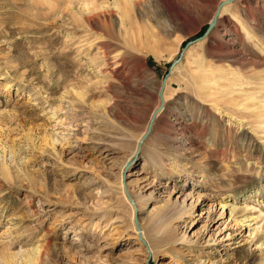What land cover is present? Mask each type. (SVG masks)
<instances>
[{
  "label": "rangeland",
  "instance_id": "rangeland-1",
  "mask_svg": "<svg viewBox=\"0 0 264 264\" xmlns=\"http://www.w3.org/2000/svg\"><path fill=\"white\" fill-rule=\"evenodd\" d=\"M127 1L0 0V264H264V0Z\"/></svg>",
  "mask_w": 264,
  "mask_h": 264
},
{
  "label": "bare ground",
  "instance_id": "bare-ground-1",
  "mask_svg": "<svg viewBox=\"0 0 264 264\" xmlns=\"http://www.w3.org/2000/svg\"><path fill=\"white\" fill-rule=\"evenodd\" d=\"M127 2H130L131 3V1L129 0V1H127ZM138 3V2H137ZM127 4V3H126ZM132 5V4H131ZM167 9L171 12V9H170V7L169 6H167ZM125 10V9H124ZM172 10H173V12L175 13V14H179L178 13V10H177V8H172ZM216 19H217V16L215 17V20H214V24H215V22H216ZM191 44V43H190ZM189 46V45H188ZM187 46V47H188ZM102 50H104V49H102ZM185 51V50H184ZM105 52V51H104ZM106 56V55H105ZM164 86H165V84H164ZM162 93H163V90H162ZM162 93L160 94V97H161V100L163 99L162 98ZM153 119V118H152ZM154 124V120H151L150 119V121H149V123H148V125H147V127H148V129L150 130V128H151V126ZM230 126V125H229ZM229 126H228V128H227V130L229 129ZM149 130H148V132H149ZM148 134V133H147ZM146 134V135H147ZM227 142L228 141H232L234 138L232 137V136H227ZM145 167H146V162H144L143 164H142V167L140 168V169H138V170H140L139 171V174H141V173H143V172H145L144 171V169H145ZM258 191L259 190H257L256 191V193H258ZM232 196V195H231ZM233 197H235V195H233ZM220 204H222V203H220ZM228 204V203H227ZM227 204H223L222 205V208L225 206V205H227ZM232 205V204H231ZM231 205H229L230 206V210H231V212H233V211H235L234 212V214H236V207H231ZM154 210H156V211H154ZM178 208L177 207H175V206H171V205H168L167 207H165V208H157V209H155V208H152V210H150V212H149V215H150V217H149V219H148V223H149V225L150 226H153L154 227V229L157 227V229H155V230H157V231H159L160 229H162V230H164V232H165V235H166V233H168V231L166 230L167 228H168V226H169V224L171 223V220H173V219H175L177 216H178ZM257 215H256V217H252V218H250L249 220H257V219H259V220H264V214L262 213V210L261 209H259L258 210V212L256 213ZM231 215V214H230ZM261 217V218H260ZM235 220H236V222H238V223H243V222H245L246 220L245 219H239V218H234ZM141 220V219H140ZM247 221H248V219H247ZM142 223H141V221H140V225H141ZM257 232V230H255L254 231V233H256ZM164 235V236H165ZM263 236V234H259V237H262ZM160 239H163V237L161 236L160 237ZM261 245V247L263 246V248H264V239H262L261 240V243H260ZM43 249V248H42ZM41 248H34V249H31L32 251L31 252H27V255L24 257V258H20V259H17L15 256H16V254H10V255H8L7 256V258H6V260H5V262H6V264H12L13 262L14 263H19V264H42V262H43V259L45 258V257H47L48 258V256L50 255L49 253H48V251H47V249H43L42 250ZM50 257V256H49Z\"/></svg>",
  "mask_w": 264,
  "mask_h": 264
},
{
  "label": "water",
  "instance_id": "water-1",
  "mask_svg": "<svg viewBox=\"0 0 264 264\" xmlns=\"http://www.w3.org/2000/svg\"><path fill=\"white\" fill-rule=\"evenodd\" d=\"M231 1H233V0H226V1L220 2V3L217 5L216 10H215V12H214V15L209 19V21H208V23H207V26H206L204 32L202 33V35L199 36V37H197V38H195V39H193V40L187 41V42L184 44V46L182 47V50H181V52L179 53L178 57L175 58V59L171 62L170 66H169L170 68H172V66H173L175 63H177V62L179 61V59H180L182 53L184 52V50L187 48V46H188L190 43H193V42H195V41L201 39L204 35H206V34L209 32V30H210V29L213 27V25H214L215 17H216V15L218 14V12L220 11L221 7H222L224 4L229 3V2H231ZM166 75H167V74H165V75L163 76V78H162V80H161V82H160L159 94L162 93V90H163V88H164ZM148 130H149V129H147V130H146V133L142 136L143 138H144V137L146 136V134L148 133ZM133 222L135 223L136 228H137V230H138V222H137L136 218L133 219ZM142 242H143V241H142Z\"/></svg>",
  "mask_w": 264,
  "mask_h": 264
}]
</instances>
